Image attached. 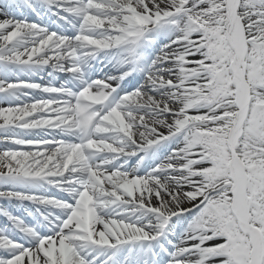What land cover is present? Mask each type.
<instances>
[{
	"label": "snow or ice",
	"instance_id": "obj_1",
	"mask_svg": "<svg viewBox=\"0 0 264 264\" xmlns=\"http://www.w3.org/2000/svg\"><path fill=\"white\" fill-rule=\"evenodd\" d=\"M0 264H264V0H0Z\"/></svg>",
	"mask_w": 264,
	"mask_h": 264
}]
</instances>
